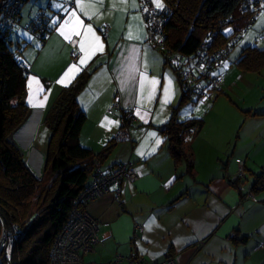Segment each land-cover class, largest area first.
I'll use <instances>...</instances> for the list:
<instances>
[{"label":"crops","instance_id":"0c3cea01","mask_svg":"<svg viewBox=\"0 0 264 264\" xmlns=\"http://www.w3.org/2000/svg\"><path fill=\"white\" fill-rule=\"evenodd\" d=\"M71 1L73 5L69 4ZM85 3L95 6L87 10L90 15L80 10L77 0L29 3L30 9L48 11L50 34L41 47L26 28L31 20L29 10L30 16L12 36L31 64V71L27 77L28 118L11 140L41 178L51 135L45 118L61 90L82 71L90 72L78 95L87 116L79 142L94 153L112 144L101 161V169L129 162L138 179L121 184L122 204L115 200L118 184H112L108 193L87 204L99 224V241L86 260L112 262L117 255L137 254L147 264H154L170 253L177 264H264V188L254 189L258 176L264 175V104L244 107L247 109L243 114L239 112L241 117L235 108L210 115L219 106L223 89L232 87L225 79L223 88L202 102V111L193 113L195 108L189 102L181 109L179 120L200 118L204 127L189 133L186 140L194 169L189 171L186 162L176 164L163 128L171 120L183 92L175 70L148 41L141 0ZM73 13L84 25H92L103 45V51H96L84 65L79 64L83 28L78 29L81 35L77 36L70 25L61 27L72 19ZM23 19L22 14L20 23ZM106 24L110 26L108 36L102 32ZM66 34L70 39L65 38ZM75 52L80 53L77 61L73 60ZM73 63L80 71L64 77ZM228 66L224 76L230 72ZM141 73L148 80L157 81L151 96V85L146 83L141 90ZM62 78L64 83H58ZM116 96L124 108L134 112L131 142H114L120 119V111L111 109ZM238 120L243 125L236 132ZM242 126L244 130L240 132ZM239 160L247 172L243 189L231 181ZM248 191L253 197H246ZM136 224L142 225L143 231L137 230Z\"/></svg>","mask_w":264,"mask_h":264},{"label":"trees","instance_id":"16d2710c","mask_svg":"<svg viewBox=\"0 0 264 264\" xmlns=\"http://www.w3.org/2000/svg\"><path fill=\"white\" fill-rule=\"evenodd\" d=\"M243 1L164 0L172 8V14L164 24L166 47L194 55L206 35L215 36V46L236 33L240 37L248 22V15L242 11ZM38 10H45L49 15L44 8H31L27 27ZM230 18L234 19L232 26L226 32L216 34L221 22ZM21 19L22 10L17 25ZM46 26L47 40L50 16ZM15 28L0 35V238L3 234L9 235L15 227L19 233L10 257L4 249L0 251V264H50L54 239L68 221L80 193L91 182L95 160L101 162L112 149V144L94 153L79 142L87 116L79 105L78 95L90 77V72L84 70L70 86L61 90L45 118L51 132L47 160L43 176L38 178L34 174L21 149L10 138L29 114L26 101L28 74L17 63L22 48L13 47L10 35ZM158 50L169 64L165 53ZM231 53L222 73L229 65ZM237 66L245 71L260 72L264 68V47L247 46L237 60ZM172 68L176 72L174 66ZM189 102L196 103L183 93L171 120L163 129L176 164L186 162L188 170L192 171L194 160L188 152L185 137L191 132H199L204 121L200 118L179 120L181 109ZM262 188L264 175L258 176L254 184V189Z\"/></svg>","mask_w":264,"mask_h":264},{"label":"built area","instance_id":"2783aa9c","mask_svg":"<svg viewBox=\"0 0 264 264\" xmlns=\"http://www.w3.org/2000/svg\"><path fill=\"white\" fill-rule=\"evenodd\" d=\"M27 1L30 0H2L0 2V35L15 28L20 12ZM141 2L149 43L162 50L169 64L174 66L182 92L196 103L206 101L212 93L219 91L224 83L222 69L227 65L228 55L239 38L238 33L229 36L223 43L216 46L215 36L206 35L194 55L179 53L165 45L164 24L171 16L172 8L166 4L156 7L152 4V0H141ZM69 4L73 5V1ZM242 11L248 15V22L243 28V31H247L260 16H264V0H244ZM48 21L47 12L38 10L34 13L31 25L27 27L41 47L46 43ZM233 21V18L222 21L216 34L226 32L232 26ZM109 31L110 26L106 24L102 31L103 35L108 36ZM260 39H264V36H260ZM79 57V52L73 54L74 61H77ZM17 63L26 74L31 71V64L23 55L18 56ZM111 109L120 111L119 127L115 132L114 142H131V123L134 120V112L124 108L117 96L111 104ZM188 136L189 134L186 135L185 140L188 139ZM95 161L96 167L91 182L80 193L68 221L54 239L50 264H147L145 259L137 254L117 255L112 262L86 260L99 241V224L87 210V204L108 193L112 184H118L115 200L122 204L121 184L138 179V173L129 162L121 163L109 170H103L100 167L101 162L98 159ZM239 163L240 166L231 176V181L243 189L247 182V172L243 167V162L239 160ZM246 197H253V193L248 191ZM135 228L139 231L144 229L140 224H136ZM18 233L19 230L15 227L9 235L3 234L0 238V251L4 249L8 257L11 255ZM154 264H177V262L174 256L168 253L163 260Z\"/></svg>","mask_w":264,"mask_h":264},{"label":"rangeland","instance_id":"374dc122","mask_svg":"<svg viewBox=\"0 0 264 264\" xmlns=\"http://www.w3.org/2000/svg\"><path fill=\"white\" fill-rule=\"evenodd\" d=\"M159 2L162 4V6L165 4L164 0H159ZM152 4L156 6V3L153 2ZM157 7V6H156ZM30 10V4H27L22 9V14L24 16L23 22L19 23L17 25L18 30L21 26L25 23V21L28 19ZM14 31L10 34L11 37L14 34ZM32 34V33H31ZM33 35V34H32ZM260 36H264V16H260L252 25L251 28H249L247 31H244L240 34V37L235 44L233 51L229 57V66L226 76H224L227 84H231L232 87L228 90L227 88H224L223 92H221L220 96L221 100L219 101V106L217 109L213 110L210 115H214L216 112L222 113H228L229 108H235L236 112H242L244 113V107H248L249 105H263L264 104V68L260 72H250L245 71L237 66V60L239 59L240 55L242 54L243 50L247 46H258L263 48L264 47V39H260ZM14 48L20 47L16 41L13 44ZM23 52V50H22ZM224 85V84H223ZM223 87L221 86L220 89ZM262 90V92H261ZM219 92V91H217ZM216 92V93H217ZM215 93V92H214ZM212 93L210 96H213ZM202 103V102H201ZM189 106H192L193 113H198V110H201L200 108L204 107L203 103H193L189 104ZM195 110V111H194ZM202 111V110H201ZM240 114V113H239ZM209 115V116H210ZM242 115L240 114V117ZM243 125V122L241 120H238V125L236 132H239L240 126ZM243 127V126H242ZM244 127L240 132H243ZM11 138V135H10ZM120 143V142H119Z\"/></svg>","mask_w":264,"mask_h":264},{"label":"snow or ice","instance_id":"6c2138e0","mask_svg":"<svg viewBox=\"0 0 264 264\" xmlns=\"http://www.w3.org/2000/svg\"><path fill=\"white\" fill-rule=\"evenodd\" d=\"M102 4L103 0H98ZM153 2L156 3L157 7H162V4L159 2V0H153ZM78 7L82 12H84L85 15H90V13L87 11L89 8H94L93 3H85V0H77ZM71 26V31L77 35L80 36L81 32L78 31L79 28H83V36L80 40V51L83 53V55L80 57L79 64L84 65L87 60L95 54L96 51H103V45L101 43V38L96 35L94 29L92 28V25H84L83 21L80 19L79 16H77L75 13L72 14V19L70 21H66L64 25H61L62 28H66ZM230 31V30H229ZM129 38H132V33L129 32L128 34ZM66 39H70L69 35H65ZM80 68L77 67V64L73 63L71 64L68 69L64 73V77H69V75L73 72H79ZM134 79V77H132ZM58 83H64V79L62 78ZM151 85V91L149 92V95L151 96L152 92L155 90V85L157 84V81L155 79L148 80L147 76L144 73L140 74V87L141 90L144 89L145 84ZM170 84V81H169ZM168 92L169 88L165 87V102H167L168 99ZM31 99V97H30ZM46 99V98H45ZM42 106V105H41ZM154 135V134H151ZM159 143V141H157Z\"/></svg>","mask_w":264,"mask_h":264}]
</instances>
